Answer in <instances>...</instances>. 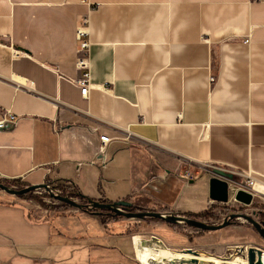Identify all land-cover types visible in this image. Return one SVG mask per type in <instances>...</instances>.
Instances as JSON below:
<instances>
[{
    "label": "crops",
    "instance_id": "obj_1",
    "mask_svg": "<svg viewBox=\"0 0 264 264\" xmlns=\"http://www.w3.org/2000/svg\"><path fill=\"white\" fill-rule=\"evenodd\" d=\"M83 18L90 41L86 96L69 81L79 74L76 29ZM6 110L17 121L0 129V178L26 186L47 180L80 198L183 216L264 208L255 199L237 210L210 199L208 187L213 167L240 183L249 173L264 182V0H0V117ZM101 134L111 138L105 165ZM127 134L130 142L121 139ZM192 171L198 176L186 179ZM164 222L76 207L47 211L4 193L0 264L196 257L130 245L127 236L153 239L130 234L134 226L154 236ZM167 224L196 241L166 245L219 256L250 245L255 233L243 222L217 231ZM197 257L248 264L241 255Z\"/></svg>",
    "mask_w": 264,
    "mask_h": 264
},
{
    "label": "water",
    "instance_id": "obj_2",
    "mask_svg": "<svg viewBox=\"0 0 264 264\" xmlns=\"http://www.w3.org/2000/svg\"><path fill=\"white\" fill-rule=\"evenodd\" d=\"M210 174L212 175L208 181L209 187V198L213 201L226 203L228 201L229 196V183H233L235 185L240 184L234 178V174L232 172L226 171L222 168L213 167L210 170ZM44 188L48 191L50 196L58 201L64 202L69 206L76 207L78 209H83L85 211L98 210L104 211L106 210L113 216H120L125 218H133V219H158L170 223L172 225L183 224L189 227H193L199 230H207V231H217L219 229L224 228L232 223L242 222L238 221L239 219L247 222L253 229H255L261 237L264 239V222L257 221L251 214L241 213V212H233L228 213L221 222L219 223H208L203 220H198L195 218H190L188 216L178 215L171 212H159L153 210H130L132 208V204L125 200L115 201V202H101L99 200H94L90 198H85L84 203H78L74 201L69 196H62L58 194H53L49 192L48 185L46 184H36V185H27L25 187L16 188L11 186H6L0 183V190L4 191L7 194L14 196H21L28 194L30 192H34L37 189ZM84 199V198H82ZM234 199L240 203L245 205H249L253 202V196L250 192L239 188L234 192ZM99 213V212H97ZM153 239L151 241L145 239H138L131 241V236H127L130 240V245L134 244L135 246H146V245H155L161 248L166 247L167 245L157 236H152ZM124 239V238H123ZM180 251L191 253L196 257H184V256H175L167 260L166 264H205L203 259H198L197 256L201 253L196 249H192L191 247L183 248ZM129 254V253H128ZM130 255V254H129ZM261 250L256 249L253 246H250L247 249L246 259L248 264H262L261 262ZM131 256V255H130ZM133 257V256H132ZM143 264H152V262L145 260Z\"/></svg>",
    "mask_w": 264,
    "mask_h": 264
},
{
    "label": "built area",
    "instance_id": "obj_3",
    "mask_svg": "<svg viewBox=\"0 0 264 264\" xmlns=\"http://www.w3.org/2000/svg\"><path fill=\"white\" fill-rule=\"evenodd\" d=\"M81 1H88V0H81ZM89 34V25H88V20L86 18H83L82 20L79 21L77 29H76V38L78 41V46L76 48V68L79 72L77 78L69 80L71 83L74 85L78 86L80 88V93L82 96H86L88 94V91L90 90L91 86V81H90V70H89V46H90V41L88 38ZM17 121V117L10 113V111L6 110L1 113L0 117V129H4L6 125L8 124H14ZM122 140H125L126 142H130L132 140V135L127 134L124 138H121ZM99 140H100V145L98 147V154L101 156V161L102 165H105L106 158H105V150H106V145L111 141V138L107 135H99ZM198 173L196 171L192 172H187L184 177L186 179L191 178V177H197ZM259 181L264 184L263 181H260L257 179V177H254L250 173L245 176V179L243 183H240L238 185L233 184L232 187H229V196H228V201L225 204L237 206V210H240L243 207H248L249 205H245L243 203H240L234 199V192L236 189L242 188L248 192H250L253 196V201L256 198H264V194L259 193L256 189H254V184ZM43 184L48 185L49 192L53 194H58L62 196H69V195H63L64 190L63 188L59 186L51 187L49 185V181H45ZM230 186V185H229ZM39 190H43L48 192L44 188H40L35 190V192H42ZM68 194V193H67ZM70 197V196H69ZM252 212V211H251ZM246 213V214H251ZM244 213V212H241ZM227 215V214H226ZM224 215L221 218L216 219V221H213L214 223H219L222 221V219L226 216ZM212 220V219H211ZM241 220L243 223L245 222L242 219ZM204 221V220H203ZM210 222V223H213ZM209 223V222H208ZM253 245H234L231 247V250L234 251L235 253H241V255H244L246 257L247 249ZM256 249H260L258 246H253ZM262 251V250H261ZM140 264H143L140 262Z\"/></svg>",
    "mask_w": 264,
    "mask_h": 264
},
{
    "label": "rangeland",
    "instance_id": "obj_4",
    "mask_svg": "<svg viewBox=\"0 0 264 264\" xmlns=\"http://www.w3.org/2000/svg\"><path fill=\"white\" fill-rule=\"evenodd\" d=\"M7 180H11V179H7ZM19 182L22 183L21 180H19ZM49 185L51 187H55V185H52L50 182H49ZM11 187L21 188L19 185H11ZM63 190H64L63 195H69L70 198H72L74 201H76L78 203L86 202L85 199H82V198L76 196V194H74L73 191H69L68 189H63ZM39 191H42V192H35V191L31 192L32 195L36 196L37 198H35V199L34 198H28L31 201H33L38 208H43V209H46L47 211L54 210V209L63 210V212H65L69 208H72V206H69L68 204H66L64 202H61V201H58L57 199L52 198L48 192L43 191V190H39ZM4 193H5L4 191L0 190V195H4ZM256 201H258V202L263 201L264 202V198L263 199L262 198H256ZM142 210H144V209H142ZM145 220L149 221L150 219H145ZM204 221L210 223V222L216 221V219L215 218H213L212 220L211 219H204ZM238 221H241V220H238ZM244 223H247V222H244ZM147 231L148 230L146 228H139L137 226H134L130 230V234H133L134 236H138V237L145 236V235L153 236L151 234H148ZM151 232H153V234H155L154 236H157V237L159 236L158 238H160L163 242H165V244H168V245L170 244V242H173V241H183V242H188V243L196 241V239L195 240L193 239L194 237L187 236V235L177 231L175 228L170 227L169 224H167V223L153 228ZM236 236H239V233H236L234 237H236ZM250 236L251 237H247V239L249 240L248 242L251 243L250 245L258 246L259 248H261V250L264 251L263 240H261L260 237L256 233H253ZM221 240H222V238H221ZM219 241H220V237L217 238L216 236H214L212 242L218 243ZM168 245H167V247H169L173 250H176V251L181 250V249L172 248ZM196 250H198L201 253L206 254V255L216 256V257H220V258H224V259H226V258L231 259L233 256L241 255V253H239V252L235 253L231 249L229 251H225L220 256L214 254L211 251H205V250H199V249H196ZM241 256L244 257V255H241ZM133 258H135V257H133ZM137 261H139V260L137 259ZM143 262L144 261L142 259V263Z\"/></svg>",
    "mask_w": 264,
    "mask_h": 264
},
{
    "label": "trees",
    "instance_id": "obj_5",
    "mask_svg": "<svg viewBox=\"0 0 264 264\" xmlns=\"http://www.w3.org/2000/svg\"><path fill=\"white\" fill-rule=\"evenodd\" d=\"M0 183L6 185V186H11V185H19L20 187H25L26 185L24 183H21L19 182L18 179H12V180H7V179H4V178H0ZM21 198H37L36 196L32 195V193H28V194H25V195H21L19 196ZM63 205V204H62ZM61 205V206H62ZM264 206V205H263ZM130 210L132 211H135L136 208L135 207H132ZM227 210H231L230 207H224L223 209V212H226ZM88 212H99L100 214H104L106 213L107 211L104 210V211H98V210H91V211H88ZM108 213V212H107ZM188 217L190 218H195V219H198V220H204V219H218V214L217 213H214V212H210V211H206L204 213H201V214H187ZM118 216H116L117 218ZM153 220H158V219H153ZM232 224H237V223H232Z\"/></svg>",
    "mask_w": 264,
    "mask_h": 264
},
{
    "label": "flooded vegetation",
    "instance_id": "obj_6",
    "mask_svg": "<svg viewBox=\"0 0 264 264\" xmlns=\"http://www.w3.org/2000/svg\"><path fill=\"white\" fill-rule=\"evenodd\" d=\"M253 214L254 215H252L257 221H259V222H264V208H262V207H259V208H255V209H253ZM251 212V213H252ZM226 214H228V213H226ZM225 214V215H226ZM255 230V229H254ZM255 233L260 237V239L261 240H263V242H264V239H263V237H261L260 235H259V233L255 230Z\"/></svg>",
    "mask_w": 264,
    "mask_h": 264
},
{
    "label": "bare ground",
    "instance_id": "obj_7",
    "mask_svg": "<svg viewBox=\"0 0 264 264\" xmlns=\"http://www.w3.org/2000/svg\"><path fill=\"white\" fill-rule=\"evenodd\" d=\"M254 189H256L259 193L264 194V185H262L260 183H255L254 184ZM260 256H261V262H262V264H264V251L263 250L261 251V255ZM246 260L247 259H246L245 256L244 257L241 256L242 263H244Z\"/></svg>",
    "mask_w": 264,
    "mask_h": 264
}]
</instances>
